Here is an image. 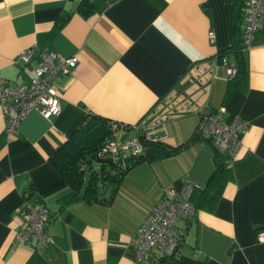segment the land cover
<instances>
[{
  "label": "crops",
  "instance_id": "1",
  "mask_svg": "<svg viewBox=\"0 0 264 264\" xmlns=\"http://www.w3.org/2000/svg\"><path fill=\"white\" fill-rule=\"evenodd\" d=\"M78 1L0 0L1 80L28 79L39 51L77 56L51 83L55 115L30 110L8 135L0 106V264H264V239H256L264 231V15L245 43L230 34V0H89L85 16ZM25 48L32 55L21 64ZM229 48L240 49L245 72L225 79L217 63L221 55L233 61ZM202 104L222 106L221 120L246 122L230 158L195 137L169 156L135 162L116 182H97L90 201L73 198L48 163L85 113L129 125L119 127L128 136L155 123L154 135L177 145L198 130ZM212 143L225 156L219 196L177 217L172 261L153 247L135 257V229L163 189L204 186ZM23 202L47 207L51 242L40 251L13 239Z\"/></svg>",
  "mask_w": 264,
  "mask_h": 264
},
{
  "label": "built area",
  "instance_id": "2",
  "mask_svg": "<svg viewBox=\"0 0 264 264\" xmlns=\"http://www.w3.org/2000/svg\"><path fill=\"white\" fill-rule=\"evenodd\" d=\"M262 15H264V0H243V42L248 43ZM212 38L213 32L208 29V41L211 42ZM31 55L30 48L20 49L17 52L21 64ZM37 57L38 63L31 68V73L25 81L9 84L0 79V106L8 135L16 133L19 121L30 110L37 111L46 119L58 112V96L51 83L66 74L77 60L74 54L60 55L53 51H39ZM217 64L225 79L233 77L236 73V64L224 55L219 56ZM222 112V106L211 110L206 104L200 105L197 109L200 117L198 131L201 137L212 139L226 157L230 158L239 144V135L246 122L238 116H233L229 121L221 120ZM154 124L149 123L143 128L146 138L156 137L154 133L157 127ZM111 129V135L101 142L94 157L99 159L108 157L112 161L118 160L123 163L125 158L142 152V144L138 136L126 138L120 135V128L114 123L111 124ZM194 187L196 186L186 181L180 188L163 189L160 197L152 204L149 212L135 229L132 238L135 257L139 258L152 247L160 254L169 253L174 249L178 235L173 226L180 214L189 215L194 212L195 208L189 201V195ZM47 212V207L41 202H23L16 210L19 225L13 230V239L19 244L40 251L42 246L51 242L49 234L44 230ZM256 239H264V231H259Z\"/></svg>",
  "mask_w": 264,
  "mask_h": 264
},
{
  "label": "trees",
  "instance_id": "3",
  "mask_svg": "<svg viewBox=\"0 0 264 264\" xmlns=\"http://www.w3.org/2000/svg\"><path fill=\"white\" fill-rule=\"evenodd\" d=\"M232 3L229 31L233 40L237 37L242 40L243 27L240 20L242 17L243 0H230ZM76 11L85 16L91 11L89 0H79L76 4ZM231 50L232 60L236 64L237 70L233 77L243 74L245 66L240 49H227L223 53ZM222 53V52H221ZM220 55V52L218 53ZM111 135L108 119L98 115L85 113L76 128L68 135L64 142L58 146L48 157V163L53 170L70 187L69 194L73 197L83 198L85 201L95 200V188L97 182H116L121 174L132 164L140 160L150 161L169 156L187 145L195 137H199L198 130H194L191 135L177 145H169L157 137L145 138L143 134L138 135L142 144V152L129 156L120 163L118 160L110 163H99L97 168H91L89 162L94 158V153L101 142ZM215 155V165L209 173L203 187L193 189L192 201L196 208H205L211 204L214 198L219 196L220 187L225 181L224 155L216 149L212 143ZM86 163V166L84 165ZM88 173V175L86 174ZM85 175L87 177L85 178ZM82 188L81 192L79 190ZM140 224V223H139ZM166 254H162L158 259H172L176 256L177 246Z\"/></svg>",
  "mask_w": 264,
  "mask_h": 264
},
{
  "label": "rangeland",
  "instance_id": "4",
  "mask_svg": "<svg viewBox=\"0 0 264 264\" xmlns=\"http://www.w3.org/2000/svg\"><path fill=\"white\" fill-rule=\"evenodd\" d=\"M230 79V78H229ZM108 122H109V127H110V130H112L111 129V124L112 123H114L115 125H118V127H122V128H127V127H130L129 125H119V123H117L116 121H113V120H109L108 119ZM148 125V124H147ZM120 135H122V136H124V137H126V138H129V137H131V136H128V135H125V134H122V133H120ZM100 146V145H99ZM94 158H96V157H94ZM93 158V159H94ZM108 158V157H107ZM99 159V158H98ZM110 159V158H109ZM111 160V159H110ZM111 162H114V161H112L111 160ZM99 163L100 162H95L94 160H90V162H89V165L91 166V168H97L98 166H99ZM84 165L86 166V163H84Z\"/></svg>",
  "mask_w": 264,
  "mask_h": 264
},
{
  "label": "water",
  "instance_id": "5",
  "mask_svg": "<svg viewBox=\"0 0 264 264\" xmlns=\"http://www.w3.org/2000/svg\"><path fill=\"white\" fill-rule=\"evenodd\" d=\"M95 162H102V163H110L111 160L109 158H102V159H98V158H94L93 159Z\"/></svg>",
  "mask_w": 264,
  "mask_h": 264
}]
</instances>
